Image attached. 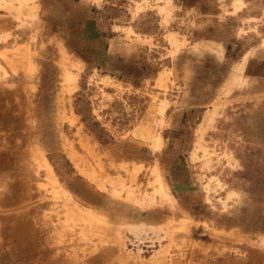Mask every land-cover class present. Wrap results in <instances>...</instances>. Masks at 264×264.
<instances>
[{
  "label": "rangeland",
  "instance_id": "rangeland-1",
  "mask_svg": "<svg viewBox=\"0 0 264 264\" xmlns=\"http://www.w3.org/2000/svg\"><path fill=\"white\" fill-rule=\"evenodd\" d=\"M166 2L91 9V40L128 24L146 36L125 75L96 72L72 38L0 43V264H251L264 253V0ZM202 30L216 43L198 44ZM76 179L96 203L73 196Z\"/></svg>",
  "mask_w": 264,
  "mask_h": 264
},
{
  "label": "crops",
  "instance_id": "crops-1",
  "mask_svg": "<svg viewBox=\"0 0 264 264\" xmlns=\"http://www.w3.org/2000/svg\"><path fill=\"white\" fill-rule=\"evenodd\" d=\"M161 1L155 0L156 4ZM165 1H167L165 5H168V2L169 5L173 3L171 0ZM178 1L184 5L189 2V0ZM102 2L103 0H0V43L21 44L30 47L35 43L34 35H36L35 37L41 38V43H44L45 37L46 44L61 45L62 43H67L66 38L68 37L72 38L73 43L77 46V49L75 48V52L73 53L78 54L80 60L84 58L89 61L93 60L96 72L105 73L104 75L107 76L128 74L136 68L135 65L136 61L139 60L140 48L147 41L146 36L137 34L133 26L128 24L127 26H112L111 32L115 34H111L106 38H98L96 36L98 39L95 37L91 40L90 37L93 36H90L89 31L93 29V33L97 32L96 27L98 26L97 22L91 21L93 17H91L90 12L93 7L96 9L100 8ZM162 5L158 4L156 6L161 9ZM34 12L37 13L35 21ZM141 12L138 10L134 18ZM199 16L201 25L205 24V15L200 12ZM134 18L132 21L135 20ZM201 28L203 29V27ZM2 37H5V39H2ZM197 43L201 45L207 43L215 44L216 41L215 39L211 40L209 35L202 30ZM1 49L2 47H0V53L9 51ZM60 51L61 54L65 53V51L58 50V52ZM89 53L91 55H88ZM15 63L18 65V68L21 66V63L16 61ZM205 67L207 68V66ZM204 70V65L200 66L197 73V76H201V79L204 77L202 75ZM137 151L139 152V150ZM75 183L76 186L73 187L76 191L73 190L71 193L77 200L85 205H93V202L96 203L95 201L97 200L95 199L97 198L98 191L92 190L81 180L76 179ZM178 188V183L168 186L170 194L174 193L173 197L176 196L175 190ZM241 220V218H238L239 223H241ZM257 229H264L263 224L260 223ZM248 261L252 262L251 264H264V253H257Z\"/></svg>",
  "mask_w": 264,
  "mask_h": 264
},
{
  "label": "bare ground",
  "instance_id": "bare-ground-1",
  "mask_svg": "<svg viewBox=\"0 0 264 264\" xmlns=\"http://www.w3.org/2000/svg\"><path fill=\"white\" fill-rule=\"evenodd\" d=\"M247 57V56H246ZM243 68V67H242ZM73 78V77H72ZM68 92V91H67ZM40 157V156H39ZM41 164H43L44 165V167H46V169H48L47 168V163L45 162V161H43V159L41 160ZM74 214H76L75 212L74 213H71V215H70V217H74L75 215ZM89 216V215H88ZM88 216H83V215H81V214H79L78 215V217L81 219V221H83L84 222V220L86 221V222H89V223H91V220H92V217H91V215L89 216V218H91L90 220H89V218H88ZM24 224V223H23ZM92 224V223H91ZM20 227V226H19ZM26 227V226H25ZM24 227V228H25ZM31 230V229H30ZM20 232V231H19ZM22 232V231H21ZM28 233V232H27ZM7 236V235H6ZM19 236V235H18ZM24 240V239H23ZM27 240V239H26ZM15 241V240H14ZM20 242V241H19ZM35 243V242H34ZM15 250V249H14ZM61 259V258H60ZM247 263V262H246ZM252 263V262H251ZM65 264V263H64Z\"/></svg>",
  "mask_w": 264,
  "mask_h": 264
}]
</instances>
